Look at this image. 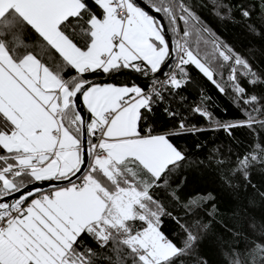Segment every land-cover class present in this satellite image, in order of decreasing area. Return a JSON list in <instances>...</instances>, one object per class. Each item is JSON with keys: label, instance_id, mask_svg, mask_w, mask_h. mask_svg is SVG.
Masks as SVG:
<instances>
[{"label": "snow or ice", "instance_id": "6c2138e0", "mask_svg": "<svg viewBox=\"0 0 264 264\" xmlns=\"http://www.w3.org/2000/svg\"><path fill=\"white\" fill-rule=\"evenodd\" d=\"M147 5L0 0V264H99L92 244L115 255L105 257L108 264H177L194 252L196 225H180L182 245L161 229L171 213L155 191L168 186L186 157L147 123L153 105L164 99L161 88L183 86L185 66L194 65L222 93L213 68H227L233 100L246 119L218 126L229 135L235 127H264V96L250 91L237 72L251 86L264 85V75L205 27L185 0ZM212 8L223 17L227 6L212 0ZM172 59L176 70L163 72ZM67 69L74 74L66 78ZM124 70L151 76V91L85 75ZM194 111L212 120L207 110ZM257 148L259 154L237 158L233 174L247 177L253 163L264 162V145ZM44 182H52L50 191L36 187ZM249 260L264 264V238L229 264Z\"/></svg>", "mask_w": 264, "mask_h": 264}, {"label": "trees", "instance_id": "16d2710c", "mask_svg": "<svg viewBox=\"0 0 264 264\" xmlns=\"http://www.w3.org/2000/svg\"><path fill=\"white\" fill-rule=\"evenodd\" d=\"M142 1L147 4V0ZM185 3L205 27L246 59L257 73L264 75V0H223L227 6L223 17L216 15L212 0H185ZM243 9L250 12L249 17L242 15ZM169 36L174 44L175 36L172 33ZM185 67L183 86L180 89L161 88L164 99L153 105L154 111L147 121L155 134L168 135L170 142L186 157L183 167L169 177L168 186L155 191L156 197L171 213L162 217L161 229L182 245L184 233L180 225L197 226L193 227L198 234L194 252L177 258V264H229L230 257L244 253L250 242L264 238V162L253 163L247 177L232 172L238 157L253 150L259 154L257 145H264V127L259 124L253 128L235 127L229 135L218 124L241 121L246 116L233 100L227 68H213L214 79L225 87L222 93L194 65ZM73 74L71 69L64 72L66 78ZM85 75L90 79L109 76ZM237 75L250 91L264 96V85H248L239 69ZM152 79L124 70L111 76L108 83L137 85L144 89ZM197 107L207 110L212 120L195 112ZM86 116L90 121L87 111ZM259 118L264 119V116ZM181 122L184 128L180 127ZM220 160L223 164L217 163ZM192 200L198 202V207L189 211L187 205ZM199 224L205 227L198 229ZM92 246L98 253L99 264H108L105 257L109 255L115 259L110 251Z\"/></svg>", "mask_w": 264, "mask_h": 264}, {"label": "water", "instance_id": "95a60500", "mask_svg": "<svg viewBox=\"0 0 264 264\" xmlns=\"http://www.w3.org/2000/svg\"><path fill=\"white\" fill-rule=\"evenodd\" d=\"M138 2L140 3L141 6H144L146 9L148 7V5L146 3H144L142 0H138ZM164 22V21H163ZM168 40L170 43V47L173 45L170 36L168 35ZM171 61V60H170ZM164 68H162L163 71ZM159 73L156 74V76ZM111 79V76L105 77V78H98V79H94L97 83H103V82H108ZM79 110L82 112L84 119L87 121V116H86V110L84 108V106L81 104L79 107ZM36 187H38L41 191H47V190H51L52 187V182H44L43 184H39L36 185Z\"/></svg>", "mask_w": 264, "mask_h": 264}, {"label": "built area", "instance_id": "2783aa9c", "mask_svg": "<svg viewBox=\"0 0 264 264\" xmlns=\"http://www.w3.org/2000/svg\"><path fill=\"white\" fill-rule=\"evenodd\" d=\"M175 64H176V61L175 59H172L171 61L168 62V66L167 67H164L163 69V72L165 73H168V72H174L176 69H175ZM167 77L166 75H159V79L161 81L165 80ZM156 87H160L159 84L156 85ZM152 89V80L149 84H147V86L143 89L145 92H150ZM95 142V141H94ZM50 190H47V191H44V192H48Z\"/></svg>", "mask_w": 264, "mask_h": 264}, {"label": "crops", "instance_id": "0c3cea01", "mask_svg": "<svg viewBox=\"0 0 264 264\" xmlns=\"http://www.w3.org/2000/svg\"><path fill=\"white\" fill-rule=\"evenodd\" d=\"M108 82H103V83H101V84H107ZM112 84V83H111ZM113 85H115V84H113ZM115 86H119V85H115ZM84 106V105H83ZM84 108H85V110L87 111V109H86V106H84ZM90 114V113H89ZM90 119H91V114H90Z\"/></svg>", "mask_w": 264, "mask_h": 264}]
</instances>
